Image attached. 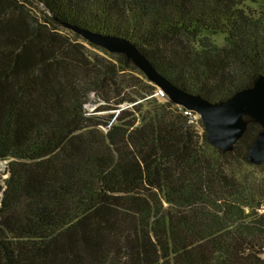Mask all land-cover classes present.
Instances as JSON below:
<instances>
[{
  "label": "trees",
  "instance_id": "trees-1",
  "mask_svg": "<svg viewBox=\"0 0 264 264\" xmlns=\"http://www.w3.org/2000/svg\"><path fill=\"white\" fill-rule=\"evenodd\" d=\"M261 2L0 0V264H264L260 126L223 154L125 56L54 20L130 41L215 103L264 77Z\"/></svg>",
  "mask_w": 264,
  "mask_h": 264
},
{
  "label": "water",
  "instance_id": "water-1",
  "mask_svg": "<svg viewBox=\"0 0 264 264\" xmlns=\"http://www.w3.org/2000/svg\"><path fill=\"white\" fill-rule=\"evenodd\" d=\"M49 15L53 17L51 13ZM54 20L89 44L107 53L125 56L126 60L130 61L150 84L164 93L165 100L197 115L202 122L208 143L223 154L232 152L236 143L246 132L249 122L258 124L261 131L248 148L246 159L252 166L264 165L263 76H258L249 88L236 92L227 100L212 103L168 81L130 41L118 36L79 29L56 18Z\"/></svg>",
  "mask_w": 264,
  "mask_h": 264
},
{
  "label": "rangeland",
  "instance_id": "rangeland-1",
  "mask_svg": "<svg viewBox=\"0 0 264 264\" xmlns=\"http://www.w3.org/2000/svg\"><path fill=\"white\" fill-rule=\"evenodd\" d=\"M252 8L256 11V12H260L262 14H264V0H262L261 4L258 6V5H254L252 6ZM63 28V27H62ZM65 32H71L65 28L61 29ZM73 34V32H72ZM80 37V36H79ZM211 39L218 45V46H222L223 43H224V36L223 35H212L211 36ZM79 42H81L85 48L87 49L88 53L90 55H100V56H103L104 55L98 51L97 49L93 48L95 46L89 44L86 40H84L82 37H80L79 39ZM105 51V50H104ZM106 52V51H105ZM107 53V52H106ZM110 54V53H108ZM111 62H114V60L112 59H109ZM136 68V67H135ZM137 69V68H136ZM127 78H129L130 80H132L133 82H139V80H144L145 82H148L146 80V78L144 77V75L137 69L136 71H129L127 74H126ZM158 89L156 88L155 90V94L157 93ZM154 94V96H155ZM157 99L160 101V102H164L165 99H162V98H159L157 97ZM100 102L99 99L96 98V96L94 95H90L89 96V101L88 103L85 105V110L87 112V115H99V116H105V114H107L106 112H100V113H95L93 112L94 109L96 108V103ZM193 120H195V125L196 124V121H200V123L202 124L201 120L199 119V117L197 115H195V117L193 118ZM197 130L199 131V133L201 132L200 128L198 127L197 125Z\"/></svg>",
  "mask_w": 264,
  "mask_h": 264
},
{
  "label": "built area",
  "instance_id": "built-area-1",
  "mask_svg": "<svg viewBox=\"0 0 264 264\" xmlns=\"http://www.w3.org/2000/svg\"><path fill=\"white\" fill-rule=\"evenodd\" d=\"M156 97H159V98H162V99H165V96H164V93L158 89L157 93L155 94ZM183 110V114L184 115H190L191 112L185 110V109H182ZM7 165V161H2L1 162V168L0 170L3 172L5 170V167Z\"/></svg>",
  "mask_w": 264,
  "mask_h": 264
}]
</instances>
